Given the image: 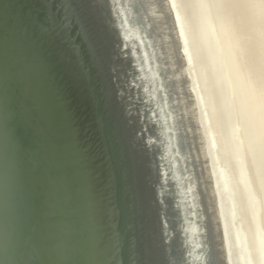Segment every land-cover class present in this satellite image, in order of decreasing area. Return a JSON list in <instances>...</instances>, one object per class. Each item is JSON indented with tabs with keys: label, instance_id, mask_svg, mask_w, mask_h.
I'll return each instance as SVG.
<instances>
[{
	"label": "water",
	"instance_id": "1",
	"mask_svg": "<svg viewBox=\"0 0 264 264\" xmlns=\"http://www.w3.org/2000/svg\"><path fill=\"white\" fill-rule=\"evenodd\" d=\"M132 7L0 0V264H221Z\"/></svg>",
	"mask_w": 264,
	"mask_h": 264
},
{
	"label": "bare ground",
	"instance_id": "2",
	"mask_svg": "<svg viewBox=\"0 0 264 264\" xmlns=\"http://www.w3.org/2000/svg\"><path fill=\"white\" fill-rule=\"evenodd\" d=\"M126 1L172 81L171 129L193 155L196 206L214 228L221 264H264V0H147L155 37L138 0Z\"/></svg>",
	"mask_w": 264,
	"mask_h": 264
},
{
	"label": "rangeland",
	"instance_id": "3",
	"mask_svg": "<svg viewBox=\"0 0 264 264\" xmlns=\"http://www.w3.org/2000/svg\"><path fill=\"white\" fill-rule=\"evenodd\" d=\"M263 139V138H262ZM262 144H264L263 140H262Z\"/></svg>",
	"mask_w": 264,
	"mask_h": 264
}]
</instances>
